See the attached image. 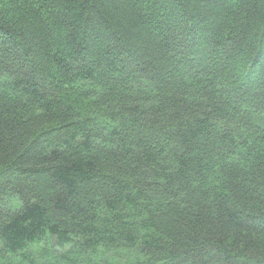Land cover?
<instances>
[{
	"label": "trees",
	"instance_id": "trees-1",
	"mask_svg": "<svg viewBox=\"0 0 264 264\" xmlns=\"http://www.w3.org/2000/svg\"><path fill=\"white\" fill-rule=\"evenodd\" d=\"M0 264H264V0H0Z\"/></svg>",
	"mask_w": 264,
	"mask_h": 264
}]
</instances>
